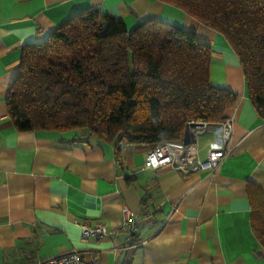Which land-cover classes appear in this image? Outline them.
Here are the masks:
<instances>
[{
  "label": "crops",
  "instance_id": "obj_1",
  "mask_svg": "<svg viewBox=\"0 0 264 264\" xmlns=\"http://www.w3.org/2000/svg\"><path fill=\"white\" fill-rule=\"evenodd\" d=\"M90 7L121 17L130 29L156 19L211 44V82L239 94L233 151L217 171L144 169L147 146L125 143L118 157L113 143L88 129L14 126L6 100L24 46ZM202 136L210 137L206 149L199 145L205 158L214 127ZM248 181L264 191V119L224 34L163 0H0V264H33L71 250L87 263L124 264L125 207L137 217V238L147 241L127 264H264ZM80 222L104 223L110 235L84 239Z\"/></svg>",
  "mask_w": 264,
  "mask_h": 264
},
{
  "label": "trees",
  "instance_id": "obj_2",
  "mask_svg": "<svg viewBox=\"0 0 264 264\" xmlns=\"http://www.w3.org/2000/svg\"><path fill=\"white\" fill-rule=\"evenodd\" d=\"M163 1L225 35L264 119V0ZM211 60V44L195 31L156 19L130 29L90 7L24 46L7 109L19 131L88 129L119 157L125 143L155 148L182 138L189 120L231 115L239 94L211 82ZM247 193L264 245V191L248 181Z\"/></svg>",
  "mask_w": 264,
  "mask_h": 264
},
{
  "label": "built area",
  "instance_id": "obj_3",
  "mask_svg": "<svg viewBox=\"0 0 264 264\" xmlns=\"http://www.w3.org/2000/svg\"><path fill=\"white\" fill-rule=\"evenodd\" d=\"M235 116L230 115L225 120L211 123L205 120H189L188 127L193 141L186 143L184 136L180 139L164 140L158 147L151 148L146 155L144 169L157 170L161 167H171L182 172H197L202 169L217 171L223 161L233 151L231 138ZM214 127L215 138L209 144L205 158L200 157L199 137L207 133L210 127ZM84 239L96 237L102 239L110 235L106 224L80 222ZM121 230L126 234L128 259L133 251L144 244L145 239L137 238L138 223L137 217L127 208H124ZM128 259L126 261L128 263ZM33 264H101L97 258L87 263L79 250L66 251L54 256L40 259Z\"/></svg>",
  "mask_w": 264,
  "mask_h": 264
},
{
  "label": "rangeland",
  "instance_id": "obj_4",
  "mask_svg": "<svg viewBox=\"0 0 264 264\" xmlns=\"http://www.w3.org/2000/svg\"><path fill=\"white\" fill-rule=\"evenodd\" d=\"M210 128L212 129V126ZM209 139H210L209 136H202V137H200V139H199V145H200V148H201L202 151L204 149H206L207 143H208Z\"/></svg>",
  "mask_w": 264,
  "mask_h": 264
},
{
  "label": "water",
  "instance_id": "obj_5",
  "mask_svg": "<svg viewBox=\"0 0 264 264\" xmlns=\"http://www.w3.org/2000/svg\"><path fill=\"white\" fill-rule=\"evenodd\" d=\"M193 140H194V138L191 137L189 129H188V127H186L185 132H184V141L186 143H189V142H191Z\"/></svg>",
  "mask_w": 264,
  "mask_h": 264
}]
</instances>
